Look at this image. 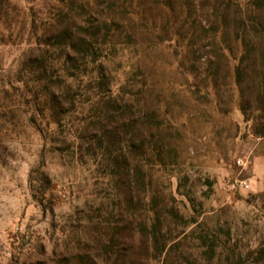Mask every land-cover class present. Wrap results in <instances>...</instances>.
I'll list each match as a JSON object with an SVG mask.
<instances>
[{"label": "trees", "instance_id": "trees-1", "mask_svg": "<svg viewBox=\"0 0 264 264\" xmlns=\"http://www.w3.org/2000/svg\"><path fill=\"white\" fill-rule=\"evenodd\" d=\"M28 1L36 47L24 64L27 121L44 141L64 144L56 150L93 180L92 197L54 225L53 258L41 264H264V220L252 225L256 244H241L224 209L209 216L187 188L182 134L156 76L161 43H173L176 75L192 96L196 51L212 47L213 83L225 79L221 63L232 57L239 110L264 138V0ZM20 12L17 2L0 0V19ZM47 180L34 168L30 189L52 211L40 193Z\"/></svg>", "mask_w": 264, "mask_h": 264}, {"label": "rangeland", "instance_id": "rangeland-1", "mask_svg": "<svg viewBox=\"0 0 264 264\" xmlns=\"http://www.w3.org/2000/svg\"><path fill=\"white\" fill-rule=\"evenodd\" d=\"M12 1L19 5V16L0 19V264H41L53 258L58 235H54V225L64 224L92 197L93 180L69 152L56 150L64 149V144L55 147L44 141L27 121L30 86L24 64L36 47L28 12L32 4ZM205 44L195 53L196 78L190 75L188 79L199 92L196 96L184 91L185 81L176 75L173 43H161L156 49V76L162 83L156 80L166 87L167 107L182 134L179 171L187 188L209 216L224 209L223 218L235 226L241 244L252 247L256 244L252 225L264 220L258 198L264 195V138L252 135L251 123L239 110L233 58L221 63L225 79L213 83L207 78L213 49ZM132 60L137 58L132 56ZM122 80L118 76L117 81ZM34 168L48 178L40 193L52 211H44L33 198L30 176ZM171 182L176 193V177Z\"/></svg>", "mask_w": 264, "mask_h": 264}]
</instances>
